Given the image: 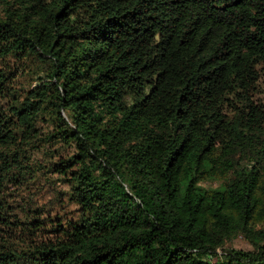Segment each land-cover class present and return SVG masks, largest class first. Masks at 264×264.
Wrapping results in <instances>:
<instances>
[{"label": "trees", "instance_id": "trees-1", "mask_svg": "<svg viewBox=\"0 0 264 264\" xmlns=\"http://www.w3.org/2000/svg\"><path fill=\"white\" fill-rule=\"evenodd\" d=\"M0 264H264V0H0Z\"/></svg>", "mask_w": 264, "mask_h": 264}, {"label": "rangeland", "instance_id": "rangeland-1", "mask_svg": "<svg viewBox=\"0 0 264 264\" xmlns=\"http://www.w3.org/2000/svg\"><path fill=\"white\" fill-rule=\"evenodd\" d=\"M39 163L44 164V157H40L39 158ZM49 182H47V180H43L42 178V186L41 188L37 189L36 188V192H42L39 195V200L41 203L46 204L45 205V209L46 210H51L52 213H60V216L62 217H67L69 216L70 210L69 209H73V207L71 206L70 208H68V206L66 205V203H62V204H57L56 203V196H55V186L51 185V181L48 180ZM207 187H217V183L215 184H207ZM61 209H63L61 211ZM225 248H234V249H241V250H250V246L247 244L246 241H244L241 238H237L236 240H233L232 242L228 243ZM219 253V251H217Z\"/></svg>", "mask_w": 264, "mask_h": 264}]
</instances>
